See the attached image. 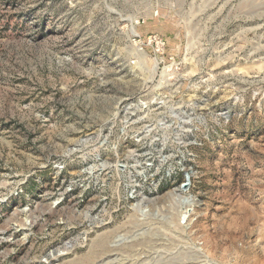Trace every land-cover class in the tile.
<instances>
[{
  "label": "rangeland",
  "instance_id": "obj_1",
  "mask_svg": "<svg viewBox=\"0 0 264 264\" xmlns=\"http://www.w3.org/2000/svg\"><path fill=\"white\" fill-rule=\"evenodd\" d=\"M0 264H264V0H0Z\"/></svg>",
  "mask_w": 264,
  "mask_h": 264
},
{
  "label": "built area",
  "instance_id": "obj_2",
  "mask_svg": "<svg viewBox=\"0 0 264 264\" xmlns=\"http://www.w3.org/2000/svg\"><path fill=\"white\" fill-rule=\"evenodd\" d=\"M150 44L155 48V52L158 53V55H162L165 49V43L162 39L158 37L150 38Z\"/></svg>",
  "mask_w": 264,
  "mask_h": 264
},
{
  "label": "bare ground",
  "instance_id": "obj_3",
  "mask_svg": "<svg viewBox=\"0 0 264 264\" xmlns=\"http://www.w3.org/2000/svg\"><path fill=\"white\" fill-rule=\"evenodd\" d=\"M188 214V212L186 211L185 213H184V217L186 218V215Z\"/></svg>",
  "mask_w": 264,
  "mask_h": 264
},
{
  "label": "water",
  "instance_id": "obj_4",
  "mask_svg": "<svg viewBox=\"0 0 264 264\" xmlns=\"http://www.w3.org/2000/svg\"><path fill=\"white\" fill-rule=\"evenodd\" d=\"M188 186V183L184 184V187H187Z\"/></svg>",
  "mask_w": 264,
  "mask_h": 264
}]
</instances>
